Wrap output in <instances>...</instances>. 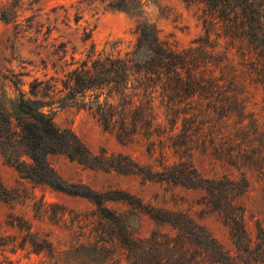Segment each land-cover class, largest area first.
<instances>
[{
  "label": "rangeland",
  "instance_id": "obj_1",
  "mask_svg": "<svg viewBox=\"0 0 264 264\" xmlns=\"http://www.w3.org/2000/svg\"><path fill=\"white\" fill-rule=\"evenodd\" d=\"M106 2L0 0V101H5L10 108L19 96L18 91L24 97H32L28 93L30 81L61 77V69H66L62 64L70 61V53L73 51L75 59L84 57L90 42L96 51L130 50L136 37L134 19L108 9ZM262 4L264 7V0ZM143 10L154 22L158 38L171 47L181 49L199 39L215 51L227 53L234 61L239 60L240 53L252 61L253 80L259 83L250 88L253 95L247 99L246 112L249 114L210 120L186 139L185 149L178 154L202 178L214 179L213 186L217 190L208 194L198 188H188L186 184L149 181L137 175L90 168L63 155H48L47 160L64 184H84L101 192L120 189L145 207L180 214L192 221L194 228L198 227L195 228L198 234L200 228L234 255L235 247L224 219V214L229 212L227 202L234 194V202L242 207L243 223L249 235L254 239L259 232H264V29L259 41L246 38L230 41L212 33L206 35L199 3L144 1ZM83 31L90 33L85 41L81 40ZM60 42L64 43L66 54L57 60ZM44 63L47 64L45 68ZM52 63L55 69L51 68ZM51 95L50 92L48 96L37 94L36 97L45 101L43 110L56 126L73 131L89 150L94 153L103 150L107 155L122 153L141 165L157 166V152L150 156L143 139L122 144L112 132L104 130L86 108L70 105L57 99V95L51 100ZM212 123L217 130L210 133L207 125ZM177 126L179 128V122ZM169 142L164 138V143ZM18 155L19 150L15 148L13 157ZM178 155L166 150L165 157L171 163L178 160ZM229 180L237 181L240 186L245 184L244 191H232ZM104 205L108 211L106 215L119 216L135 236H148L151 231H173L122 201L105 202ZM100 229H107L102 236L107 242L99 241L98 249L91 242L94 230ZM114 231V225L102 217L89 200L20 178L0 155L1 264H128L115 238L109 241ZM42 240H47L58 251L56 263L48 262L43 252L35 253V249L43 246ZM81 245L83 247L78 249ZM254 251L248 263L237 264H254L253 259H258L256 264H264V252Z\"/></svg>",
  "mask_w": 264,
  "mask_h": 264
},
{
  "label": "trees",
  "instance_id": "obj_2",
  "mask_svg": "<svg viewBox=\"0 0 264 264\" xmlns=\"http://www.w3.org/2000/svg\"><path fill=\"white\" fill-rule=\"evenodd\" d=\"M144 1L155 2L107 0L105 4L108 9L134 19L136 37L130 50L96 51L90 42L84 57L75 59L73 51L70 53V61L62 64L66 69H61V77L30 81L28 93L32 97H24L18 91L19 96L10 108L5 101H0V155L20 178L83 197L95 205L100 215L114 225L113 239L109 241L113 242L115 238L128 264L248 263L254 249L264 252V232H259L253 239L246 231L242 207L234 202L236 194L227 202L229 212L224 214L235 247L233 255L200 228L198 234L195 231L198 227L194 228L192 221L180 214L145 207L120 189L101 192L84 184H64L47 160L48 155H63L90 168L137 175L149 181L186 184L188 188H198L208 194L217 190L213 186L214 179L202 178L178 154L185 149L186 139L210 120L249 114L246 107L247 99L253 95L250 88L259 83L253 80L252 61L244 53L234 61L227 53L215 51L199 39L181 49L169 46L158 38L154 22L144 15ZM182 1L187 5L201 4L202 27L206 35L212 33L230 41L241 38L259 41L263 33L262 0ZM89 37L90 33L83 31L81 40ZM58 48L57 60H60L65 57L66 48L63 42ZM46 66L44 63L43 67ZM55 66V63L51 64V68L55 69ZM50 92L51 100L57 95V99L70 105L86 108L118 142L124 144L143 139L150 156L157 152V166L141 165L122 153L107 155L103 150L98 153L89 150L73 131L56 126L43 110L45 101L36 95L48 96ZM207 127L210 133L217 130L215 123ZM163 137L170 142L164 143ZM15 148L19 150L17 157H13ZM166 150L178 155V160L169 163ZM229 183L232 191H244L245 184L240 186L232 180ZM111 201H122L173 231H151L148 236H135L119 216L106 215L104 203ZM106 232L107 229L94 230L91 244L99 249V241L107 242L102 238ZM42 245L35 253L43 252L48 262L56 263L58 251L47 240H42ZM80 247L83 246L78 249ZM257 260L253 259L254 264Z\"/></svg>",
  "mask_w": 264,
  "mask_h": 264
}]
</instances>
